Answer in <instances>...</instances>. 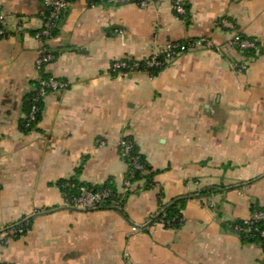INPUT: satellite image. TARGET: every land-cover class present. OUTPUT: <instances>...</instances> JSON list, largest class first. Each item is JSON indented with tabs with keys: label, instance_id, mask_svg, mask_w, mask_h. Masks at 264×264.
Segmentation results:
<instances>
[{
	"label": "crops",
	"instance_id": "0c3cea01",
	"mask_svg": "<svg viewBox=\"0 0 264 264\" xmlns=\"http://www.w3.org/2000/svg\"><path fill=\"white\" fill-rule=\"evenodd\" d=\"M185 2L180 15L171 0H72L43 69L67 87L47 94L42 120L25 132L45 5L0 0V238L32 219L25 235L0 244V264H263V244L231 225L264 208V52L247 56L229 42L239 34L264 43V0ZM196 39L213 46L156 74L111 70L117 59ZM125 137L156 172L154 185L134 183L123 208H67L58 182L81 165V182L123 191ZM179 199L182 224L165 226L159 216Z\"/></svg>",
	"mask_w": 264,
	"mask_h": 264
},
{
	"label": "built area",
	"instance_id": "2783aa9c",
	"mask_svg": "<svg viewBox=\"0 0 264 264\" xmlns=\"http://www.w3.org/2000/svg\"><path fill=\"white\" fill-rule=\"evenodd\" d=\"M72 0H44L45 14L42 18V24L36 31L35 37L42 43V54L36 59L35 65L39 72V76L36 80L39 81V87L35 88L36 94L34 95V104L32 105L31 112L29 114V121L35 119L38 112L37 102L44 100L50 91H60L67 87V84L58 80L54 76L44 77L43 69L45 65L52 62L55 58L54 52L47 47L48 42L54 38V29L58 26L63 15L70 7ZM90 2L97 0H88ZM152 0H100V2L121 5L125 3L134 2L141 7H146ZM173 9L180 15H185L187 12V5L185 0H171ZM19 29H24V24L18 25ZM8 34L7 30V16L0 8V39H3ZM231 47L238 49L240 52H244L247 49H255L260 51L257 40L251 38H245L239 34H235L232 40L229 42ZM213 43L208 40L196 39L186 41L169 42L166 46L159 49L143 60H132L128 58L117 59L111 65V70L115 74L126 75L136 71H148L149 69H157L165 67L170 61L177 56L185 53L196 47H212ZM238 70L243 71L247 68L246 64L238 65ZM132 143L124 139L121 140L119 148H121V154L123 157H129L132 150ZM133 169L131 175H134L136 169H142V165L138 162L137 157L131 158ZM133 182L130 178L124 180V188L121 193H128L133 189ZM111 198V192L108 189L93 190L86 187H82L80 194L72 199L65 198V206L76 210L89 211L97 209L101 204L107 202ZM114 201V199H112ZM116 202V201H115ZM243 224H232V228L235 229L241 235L245 237L259 236L261 241L264 242V228L259 229L258 224L264 222V210H256L251 213L250 217L243 220ZM139 227H134V230H138ZM8 232L0 238V244H7L10 239L24 234V229L14 228L9 231L12 236H7ZM264 264V262H263Z\"/></svg>",
	"mask_w": 264,
	"mask_h": 264
},
{
	"label": "trees",
	"instance_id": "16d2710c",
	"mask_svg": "<svg viewBox=\"0 0 264 264\" xmlns=\"http://www.w3.org/2000/svg\"><path fill=\"white\" fill-rule=\"evenodd\" d=\"M100 0L97 1H93L91 3H99ZM63 18V17H62ZM62 21V19H61ZM59 22L58 26L54 29V37L58 34L59 31V27H60V23ZM245 37V36H243ZM247 38V37H245ZM259 48H260V53L264 52V43H261L260 41H257ZM47 47L49 48V46L47 45ZM259 52H257L255 49H247L243 52V54L247 55V56H253L258 54ZM164 67L161 68H157V69H149L148 72L151 74H156L158 73L161 69H163ZM43 76L44 77H49L51 75L44 73L43 72ZM32 85H33V89L31 90V92L27 95L26 99H25V103H24V107L26 110V117L25 119L22 121V129L25 132H30L34 129L37 128L39 122L42 120V115H43V110H44V100H40L39 102H37V106H38V112L36 113L35 119L32 121H29L28 117L29 114L31 112L32 109V105L34 104V95L36 94V89L39 87V81L35 80L32 81ZM126 141H129L132 143V150L130 152L129 157H124V159L127 161L128 165H129V169L128 172L126 174V179L130 178V180L133 183H136L140 180H145V187H151L154 185V181H153V177L154 174L156 173L155 171H153V169L148 165V162L146 161V158L144 155H142L139 152V149L137 147V145L135 144V142L129 138V137H125L123 138ZM120 152H121V148ZM137 157L138 162L142 165V169H136L134 171V175H131V170L133 169V166L131 165L132 163V159ZM83 166L81 165L78 169H77V173L75 176H73L72 178L69 179H65V180H61L58 182L59 186L61 187L62 191L65 193V198L67 199H72L75 196H78L80 194L81 188L82 187H86L88 189H93V190H103V189H108L111 192V198L101 204L97 209H108V208H123L125 205V202L129 196V194L131 193H121L118 192V190H116L113 185L110 182H107V184L103 185V186H93L91 184H87V183H83L78 179V175L82 172ZM214 191V189H211ZM208 191V190H207ZM206 192V191H205ZM112 199H114V201H112ZM116 201V202H115ZM186 199H179L176 200L173 204H171L170 206H168L163 212L162 214L159 216V220H161L165 226L168 227H179L182 222H183V217L180 211V207H183L185 205ZM256 210H264V208H256L254 211ZM243 220L242 221H237L236 224H243ZM32 225V219H21L20 221H18L17 223H15L14 225H12L11 227H7L4 232L1 233H6L8 232L7 236H12L9 231L12 229V227L14 228H22L24 229V234L25 235L28 230L31 228ZM258 228L259 229H263L264 228V222H260L258 224ZM23 235H19L17 237H13V238H19ZM243 239L245 241L248 242H260L263 244L264 246V242L261 241V239L259 238L258 235H256L255 237H245V235H242Z\"/></svg>",
	"mask_w": 264,
	"mask_h": 264
}]
</instances>
